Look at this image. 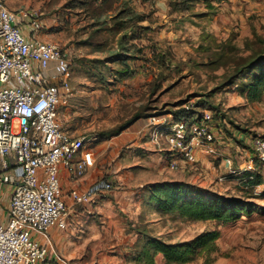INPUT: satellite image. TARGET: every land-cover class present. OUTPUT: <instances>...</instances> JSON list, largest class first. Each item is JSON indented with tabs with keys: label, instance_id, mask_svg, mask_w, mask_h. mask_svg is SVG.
Wrapping results in <instances>:
<instances>
[{
	"label": "rangeland",
	"instance_id": "rangeland-1",
	"mask_svg": "<svg viewBox=\"0 0 264 264\" xmlns=\"http://www.w3.org/2000/svg\"><path fill=\"white\" fill-rule=\"evenodd\" d=\"M7 1L38 11V39L59 44L70 57L71 78L83 97H74L61 115L63 127L89 139L91 148L106 142L107 169L118 166L110 176H125L123 184L116 185L127 194L134 192L121 194L118 203H105L107 215L96 219L97 225L109 227V234L89 242L87 264H147L131 254L143 251L149 238L182 244L216 229L217 251H200L186 264H264V186L246 191L241 184L221 181L225 170L214 180L220 190L199 175V161L197 167L185 169L197 176L176 179L166 152L156 151H169L166 137L154 140L153 133L144 134L148 118L157 115L158 128L167 133V114L189 108L197 114L220 112L234 126L264 136V95L252 102L246 95L258 66L237 73L264 53V0ZM143 119L145 124L135 126ZM138 130L142 132L135 133ZM130 175L133 185L127 183ZM163 182L193 187V195L205 190L239 199L244 216L217 225L160 212L151 187ZM112 194L102 200H114ZM8 199H0V222L6 219ZM102 255L112 256L104 261ZM155 264H166L161 254Z\"/></svg>",
	"mask_w": 264,
	"mask_h": 264
},
{
	"label": "built area",
	"instance_id": "built-area-1",
	"mask_svg": "<svg viewBox=\"0 0 264 264\" xmlns=\"http://www.w3.org/2000/svg\"><path fill=\"white\" fill-rule=\"evenodd\" d=\"M40 17L35 10L11 11L0 0V199L9 196L6 219L0 222V264L46 262L49 247L35 236L48 238L52 228L64 231L69 226L61 169H66L70 181L78 182L95 164L90 140L69 132L60 121L74 98L68 53L57 43L27 39L21 30L29 21L39 33ZM151 120L158 125L160 118ZM220 123L207 110L190 125L166 123L167 133L157 126L154 140L166 137L170 171L197 167V150L218 157L217 138L224 130ZM222 123L229 126L226 120ZM250 147L255 160L242 168L231 157H223L226 174L252 175L257 162L264 164V136L252 137ZM118 189L116 183L99 179L68 196L75 206L93 205Z\"/></svg>",
	"mask_w": 264,
	"mask_h": 264
},
{
	"label": "crops",
	"instance_id": "crops-1",
	"mask_svg": "<svg viewBox=\"0 0 264 264\" xmlns=\"http://www.w3.org/2000/svg\"><path fill=\"white\" fill-rule=\"evenodd\" d=\"M7 6L11 11H19L21 9H26L29 7H15V5L9 3L6 0ZM29 10V9H26ZM31 10V9H30ZM23 27L24 32L27 33L23 34L26 36L27 39L38 38V33L33 32L29 21H26L24 24L21 25ZM30 30V31H29ZM29 31V32H28ZM29 34V36H28ZM72 77V75H71ZM70 86L72 94L70 97H83L80 91L77 89V83L70 79ZM152 117L148 118L149 128L144 130V134H148L152 137V133L155 128H157V122L153 123L151 120ZM145 120H141L135 124V126H140L141 124H145ZM142 132V130H138L135 133ZM250 132V131H249ZM249 132H245L243 129L238 128L237 126L229 125L228 128L222 131L221 134L218 135L217 138V151L218 157H210L204 151L197 150L196 151V158L200 164V170L202 174L200 176H204L203 179L206 182H213L214 186L220 190H223L221 185L217 184L215 181L217 179V172H223L226 170L224 164L222 162L223 157H231L234 160V163L237 167L242 168L244 164L249 163L250 161H254V155L252 149L250 147V142L252 137L258 136L255 134H251ZM128 134V133H127ZM75 135V134H74ZM126 137L125 135H120L118 137V143L123 142ZM152 139V138H151ZM153 142V141H152ZM156 147V146H155ZM108 145L106 142L101 141L97 144L92 151L95 156V164L92 169L88 171V173L78 182H72L69 180L68 173L66 169L62 168L60 172L61 176V185L63 189V194L66 197V202L70 209V215L68 218L69 226L66 230H60L58 228H52L48 233V238H44L41 235H36V239L47 245L49 247V256L44 264H87L88 263V256H89V242L90 244L94 243L93 239H97L99 237H107L109 234L108 228L103 223H99L97 225V217L107 215L108 209L105 208V203H111L114 201L115 203L119 202L123 189H119L115 191L111 196H114V200L107 198L105 200H100L96 204L93 205H82V206H75L72 200L69 198L68 193L73 190L77 189L79 191L87 190L92 183L99 179H107L114 183L123 184L122 180L125 181L123 175H112L115 172V168H117V164L111 170L107 169L109 165L108 159L110 155L107 154L108 152ZM157 152L165 151L167 158L171 155L167 148H160L156 149ZM214 159L218 160L215 161ZM120 166V165H119ZM218 166V167H217ZM256 163V171H258ZM226 172V171H225ZM177 178H182L181 181H185L189 175L197 174H190L185 169H182L178 172L172 173ZM195 176H191L194 178ZM130 185L135 184L133 175L126 177ZM201 178V177H200ZM215 180V181H214ZM215 182V183H214ZM125 190V189H124ZM122 191V192H121ZM130 193H134L131 190ZM130 196V195H129ZM113 255V254H112ZM111 255V256H112ZM110 255H102L104 258L103 260H109L111 258ZM115 257V255H113Z\"/></svg>",
	"mask_w": 264,
	"mask_h": 264
},
{
	"label": "trees",
	"instance_id": "trees-1",
	"mask_svg": "<svg viewBox=\"0 0 264 264\" xmlns=\"http://www.w3.org/2000/svg\"><path fill=\"white\" fill-rule=\"evenodd\" d=\"M222 1L224 0H218V2ZM250 65L258 66L257 74L253 76L252 83L246 93L248 101L252 102L264 95V53L249 61L247 67L239 69L238 75L242 74ZM205 111L207 110L197 114V111H191V109L186 108L167 115L170 123L185 122L190 125L203 116ZM212 112L214 118L221 121V126H225L222 123L224 120L234 126L231 121H228L226 115L220 112ZM125 128H120L116 134L118 135ZM223 129L225 130L226 127H223ZM257 168H259L258 171L252 173V175L242 172L236 175L225 174V181L241 184L240 187L246 191H255L257 187L264 186V164L257 162ZM151 188L154 189L152 196L157 201L160 212L176 213L181 219L186 221L214 222L217 225H225L237 222L244 216V205L236 198L217 196L211 192H204L205 190L200 191L199 188L198 190L201 193L193 195L191 191L195 188L183 183H156ZM219 237L220 231L216 229L215 231L204 233L189 243L182 244H170L159 239L149 238L142 247L143 251L138 253V255L137 253H132L131 258L136 261L143 260L147 264H155V257L161 254L166 264H186L200 251L216 252V241Z\"/></svg>",
	"mask_w": 264,
	"mask_h": 264
}]
</instances>
